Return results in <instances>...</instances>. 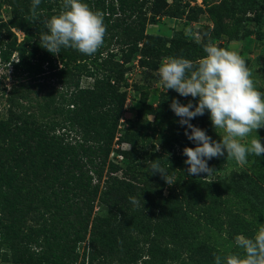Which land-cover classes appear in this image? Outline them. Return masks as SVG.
<instances>
[{
	"label": "trees",
	"instance_id": "obj_1",
	"mask_svg": "<svg viewBox=\"0 0 264 264\" xmlns=\"http://www.w3.org/2000/svg\"><path fill=\"white\" fill-rule=\"evenodd\" d=\"M84 2L106 25L95 55L49 53L39 44L46 29L30 20L31 0H0V63L12 76L11 85L0 82V263L214 264L215 236L222 234L229 252L239 253L235 236L250 237L264 225V154L214 177L188 175L182 150L195 144L169 107L173 99L187 103L171 89L156 105L144 93L137 124L117 133L135 56L150 72L169 57L195 61L208 42L237 38L246 19L258 25L264 0L206 3L212 24L200 42L177 30L147 32L162 16L181 17L179 0ZM60 7L61 0H41V21ZM83 78L91 82L83 85ZM190 123L209 135L208 113ZM121 141L128 148L119 164L110 153ZM151 160L170 163L176 182L151 174Z\"/></svg>",
	"mask_w": 264,
	"mask_h": 264
},
{
	"label": "clouds",
	"instance_id": "obj_2",
	"mask_svg": "<svg viewBox=\"0 0 264 264\" xmlns=\"http://www.w3.org/2000/svg\"><path fill=\"white\" fill-rule=\"evenodd\" d=\"M40 4L41 0H31L30 20H38L46 29L39 35V44L49 53L56 55L62 48H71L84 55H95L103 46L106 35L103 14L92 11L84 0H61L58 13L42 21L37 12ZM203 52L195 61L182 56L166 58L156 71L164 91L175 90L180 96L196 100L195 104L192 101L181 104L173 99L169 107L178 117L179 125L185 127L186 138L195 144L182 150L187 174L201 178L211 177L217 170L207 163L213 158L224 157L225 163L234 162L242 167L250 155L264 154V144L256 135L258 129L264 128V92L257 89L252 70L236 51L208 42ZM205 112L219 141L190 123ZM168 169L170 163L165 167L158 160L149 161L148 171L158 173L171 186L176 181ZM201 173L206 175L200 176ZM129 199L139 206L138 200ZM234 245L239 253L216 255L214 264H264V225L250 237L236 235Z\"/></svg>",
	"mask_w": 264,
	"mask_h": 264
},
{
	"label": "rangeland",
	"instance_id": "obj_3",
	"mask_svg": "<svg viewBox=\"0 0 264 264\" xmlns=\"http://www.w3.org/2000/svg\"><path fill=\"white\" fill-rule=\"evenodd\" d=\"M171 4L173 0H168ZM179 5L185 9V13L181 17H167L162 16L158 18L155 22L147 25V32L149 33H158V34H170L173 30L182 32L185 38L194 42H200L202 39V32L206 30L207 26L211 27V20L209 19L205 7L206 3L212 4L213 2L220 0H179ZM191 8V10H190ZM2 17L6 18L7 13L4 11L1 13ZM251 16V14H249ZM240 31L237 38L230 39L226 35L218 40H214L211 43L226 48L230 51H236L245 59L247 66L253 72V79L255 81L256 87L259 91L264 92V13L261 22L258 25H255L254 21L246 19L242 23ZM259 29L260 36L257 35L255 29ZM20 35L21 33L18 32ZM209 37V35H208ZM138 57L135 56L129 63V70L125 73V79L128 83V86L124 89H130L127 93L130 95V101H126L124 109L122 112L119 131L117 136L120 137L125 129L130 124H137L136 122V111L140 105V98L143 97L144 93H148L147 102L149 104L156 105L158 102V95L160 92H165L159 81L154 80L157 76L156 72H150L144 70L138 65ZM6 76V77H3ZM12 76H10V71L5 70V68L0 63V82H6L7 85L12 84ZM91 82V79H82V84L87 85ZM141 87V88H139ZM5 99V97H4ZM4 99L0 101V116L5 115V108L3 107ZM183 100L188 103L192 101L193 104L196 103V100L191 96L183 97ZM170 105V103H169ZM207 115V112L204 113ZM152 118V116H149ZM256 135L259 137L260 142L264 144V128L258 129ZM209 136L216 141H219L220 137L215 132L212 127L209 128ZM255 136V133L252 134ZM250 136L248 139H251ZM117 139V137H116ZM113 160L116 163H123V156L119 153L122 150L128 148V143L121 141L116 142L113 145ZM226 155V153H225ZM224 157L213 158L208 160L207 163L209 167L217 169L211 177H214L218 174L231 169L238 168L240 166L236 165L234 162L225 163ZM124 166V164H123ZM205 174V173H204ZM206 175V174H205ZM96 212L101 210L99 204L96 205ZM215 246L216 250L220 252V255H226L229 250L226 247L225 235L215 236ZM83 245L79 246V251H82ZM0 264H10L7 262H1Z\"/></svg>",
	"mask_w": 264,
	"mask_h": 264
},
{
	"label": "built area",
	"instance_id": "obj_4",
	"mask_svg": "<svg viewBox=\"0 0 264 264\" xmlns=\"http://www.w3.org/2000/svg\"><path fill=\"white\" fill-rule=\"evenodd\" d=\"M15 32H16V34L18 35L19 38L22 37V33H21V32H20L21 35L18 33L19 31H15ZM126 90H127V92H128V91H131L130 89H126ZM128 93H129V92H128ZM128 93H127V99H126V101H130V98H131L130 95H129ZM125 103H126V102H125ZM120 120H121V119H120ZM113 154H114V152L112 151V152L110 153V159H111L112 161H114V160H113V156H112ZM114 162H116V161H114Z\"/></svg>",
	"mask_w": 264,
	"mask_h": 264
}]
</instances>
